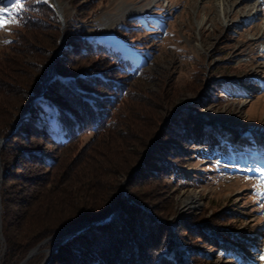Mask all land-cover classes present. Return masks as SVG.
<instances>
[{
	"label": "trees",
	"instance_id": "obj_1",
	"mask_svg": "<svg viewBox=\"0 0 264 264\" xmlns=\"http://www.w3.org/2000/svg\"><path fill=\"white\" fill-rule=\"evenodd\" d=\"M69 25L66 19L63 32L52 1L25 0L15 40L0 59V138H8L0 152L2 264H21L56 232L110 212L127 179L107 224L66 242L53 239L27 264H175L163 254L171 211L163 194L167 179L185 159L170 143L182 139L189 144L196 133L177 116L155 140L161 105L138 100L131 62ZM40 96L60 138L33 116L14 132L18 117ZM36 110L45 111L39 104ZM183 227L198 235L197 226Z\"/></svg>",
	"mask_w": 264,
	"mask_h": 264
},
{
	"label": "rangeland",
	"instance_id": "obj_2",
	"mask_svg": "<svg viewBox=\"0 0 264 264\" xmlns=\"http://www.w3.org/2000/svg\"><path fill=\"white\" fill-rule=\"evenodd\" d=\"M57 2L63 32L67 19L131 62L138 100L161 105L156 135L177 116L196 133L189 144L170 143L185 160L163 194L171 206L163 254L175 264H264V0ZM24 3L0 0L7 9L0 18L9 21L0 28V59L15 40ZM49 112L40 96L24 119L35 117L60 138ZM193 193L198 202L188 197ZM184 225L197 226L198 235Z\"/></svg>",
	"mask_w": 264,
	"mask_h": 264
},
{
	"label": "water",
	"instance_id": "obj_3",
	"mask_svg": "<svg viewBox=\"0 0 264 264\" xmlns=\"http://www.w3.org/2000/svg\"><path fill=\"white\" fill-rule=\"evenodd\" d=\"M52 3H53V6L55 7V9L57 10L59 17L62 20V28H63V26H64V17H63L62 8H60V6L58 5L57 0H52ZM63 39H64V36L62 35L61 38H60V44L62 43ZM60 50H61V48H59L57 50V52L54 53L53 61H52V64H51V69H50V74H49L48 81H47V85L51 82V80L53 78V74H54V63H55V59L58 56ZM38 98L34 99L32 101V103H31L30 107L23 114H21L18 117V119L16 120L15 125H14V132L17 130V128L19 127V125L23 121V119L26 118L27 116H29L31 114V109L33 107V104L38 100ZM158 134H159V132H158ZM158 134L156 135L155 140L157 139ZM7 139L8 138H0V152H1V149H2L4 143L6 142ZM154 144H155V141L150 146V152L149 153H151V151H152V149L154 147ZM136 170H137V168L135 169V171L132 174V176L135 174ZM3 178H4V172H3V169H2V164H1V159H0V244L4 248L3 251H2V255H0V264H1L2 258L5 255V250H6V248H5V238H4L3 229H2V213H3V207H2V198H1V187H2V183H3ZM128 180L129 179H127V180H125L123 182V184L121 186V189H120V192L117 195L114 203L111 206L110 212H108L107 214L99 217L98 219H96L93 222H80V223H76V224H74L72 226H69L66 230H62V231L56 232L54 235H52L51 237H49L48 239H46L45 241H43L41 244H39L36 248H34L29 253V255L27 256V258L21 264H26L38 252V250L41 247H43L44 245H46L49 241H51L53 239H56V238L62 237V236H67L66 237V240H65V242H66V241L72 239L73 237H75V236L83 233L89 227H93V226L94 227H100V226H103V225L107 224L110 221V219L113 216V214H114V210H115V207H116V202L120 198L121 193H122V190L126 186Z\"/></svg>",
	"mask_w": 264,
	"mask_h": 264
},
{
	"label": "snow or ice",
	"instance_id": "obj_4",
	"mask_svg": "<svg viewBox=\"0 0 264 264\" xmlns=\"http://www.w3.org/2000/svg\"><path fill=\"white\" fill-rule=\"evenodd\" d=\"M7 11L6 8L0 7V13H3ZM9 21H5L4 19L0 18V28L5 27V24L8 23ZM261 260H264V255H261L260 257Z\"/></svg>",
	"mask_w": 264,
	"mask_h": 264
},
{
	"label": "bare ground",
	"instance_id": "obj_5",
	"mask_svg": "<svg viewBox=\"0 0 264 264\" xmlns=\"http://www.w3.org/2000/svg\"><path fill=\"white\" fill-rule=\"evenodd\" d=\"M188 197H190L192 200H196L197 202H198V195H197V193H193L192 195H189Z\"/></svg>",
	"mask_w": 264,
	"mask_h": 264
}]
</instances>
